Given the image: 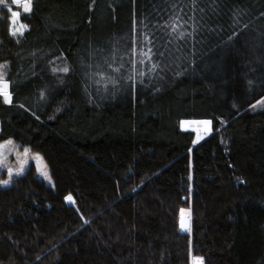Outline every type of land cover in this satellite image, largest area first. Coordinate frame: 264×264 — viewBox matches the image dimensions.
Returning a JSON list of instances; mask_svg holds the SVG:
<instances>
[{
  "label": "trees",
  "instance_id": "1",
  "mask_svg": "<svg viewBox=\"0 0 264 264\" xmlns=\"http://www.w3.org/2000/svg\"><path fill=\"white\" fill-rule=\"evenodd\" d=\"M33 5L20 36L0 8V141L40 153L55 186L32 167L0 187V264H264V0ZM145 36L163 58L139 63ZM193 119L212 122L199 142Z\"/></svg>",
  "mask_w": 264,
  "mask_h": 264
},
{
  "label": "snow or ice",
  "instance_id": "2",
  "mask_svg": "<svg viewBox=\"0 0 264 264\" xmlns=\"http://www.w3.org/2000/svg\"><path fill=\"white\" fill-rule=\"evenodd\" d=\"M12 5L14 6L15 9H20V10H14V8H9V12H10V16H9V22H10V34L12 36H16L18 33L20 35H23L24 31L28 30V26L21 23L20 19L22 16V13L27 15V14H31L33 11V0H11ZM0 4H5V6L7 7L6 4V0H0ZM140 23L143 24V26L146 28L147 24H144L143 21H141ZM17 24H19V27H17ZM194 30H195V26H194ZM135 31V29H134ZM173 31H175V28L173 29ZM191 36L192 33H185V32H180L179 34V39H184L185 36ZM145 41L147 42V44L151 45L150 47L147 48V50L145 51L143 48L140 49L139 51V56L141 57V59L139 60V63L143 64L145 62V60L148 61H152L154 57H160L163 58L166 55V52H161L159 51V48L156 47L155 42L153 40H148L147 36H145ZM139 41L137 39H133V44H137ZM156 48V50L154 51L153 49ZM131 53L132 56L135 57L137 54V50L135 47H133L131 49ZM135 59H133L132 63L135 64ZM4 66L0 65V69H2ZM108 67H112L111 64L108 65ZM123 67V65H121L120 67H116L113 69L114 72L119 73L121 71V68ZM160 65L157 63H153L152 64V68L151 71H155L157 68H159ZM56 69H53V72H55ZM60 71H62L65 74H68L71 69L69 66L65 65L62 69H60ZM97 75H103V73H96ZM179 75V73H177ZM146 73L144 72H139V76L143 77L145 76ZM108 79L110 80V82H112L113 84H115L117 81L115 79H112L111 77H108ZM128 79H133L132 76H129ZM98 82V81H97ZM143 84V80L141 79L140 81ZM252 81H249V84H252ZM12 88V84L5 78L4 74L2 72H0V97H3L4 101L8 104L12 103V92L10 91V89ZM41 98H44L45 93L43 91H41L40 93ZM21 107H23V105H21ZM57 111H59V109H57ZM200 123H204V124H210L211 121H202ZM28 150L25 149V154H27ZM37 158H39L38 154H37ZM9 179L8 180H4V181H0V184L3 185H8L12 179V170L9 169ZM24 171L23 167L20 168V170L16 173L17 175L21 174ZM68 201H72L73 197L72 196H68L67 197ZM180 227L182 229H186L190 231L189 226L184 222L183 219V210L181 213V221H180ZM191 264H205L204 258L203 257H192L191 260Z\"/></svg>",
  "mask_w": 264,
  "mask_h": 264
},
{
  "label": "rangeland",
  "instance_id": "3",
  "mask_svg": "<svg viewBox=\"0 0 264 264\" xmlns=\"http://www.w3.org/2000/svg\"><path fill=\"white\" fill-rule=\"evenodd\" d=\"M6 4H7L8 9L10 7L14 8L11 0H6ZM3 6H5V4H0V8ZM14 10H20V9L14 8ZM20 22L25 24L24 22H22L21 19H20ZM17 27H19V24H17ZM16 36H20V34L18 33ZM0 65L4 66L2 69H0V72H2L6 78V67H5L6 65L5 64H0ZM262 110H264V97H262L260 100H258L256 103H254L249 108L250 113H256ZM199 121L202 122V121H209V120H199ZM186 126H187L186 120L181 121L180 123L181 129L189 130ZM202 126H203L202 128L204 129L202 137L198 136L195 130H191V131H194L195 133L196 142L201 141V139L203 140V138L207 137V135H209L212 132V122L210 124L202 123ZM25 149L28 150L27 154H25ZM37 154L39 158H37ZM21 167H23L24 171L21 174L17 175L16 173L20 170ZM32 167L36 169L40 177L44 179L49 186L54 188L55 186L54 179L52 177V174L50 172V169L48 167L46 160L40 153L32 150L30 147H24L20 145L18 142H16L13 139L0 141V181L8 180L9 179L8 170L9 169L12 170V179L10 183L8 185L0 184L1 188H7L11 186L13 184L15 177L24 175ZM68 203L72 204L73 201L71 202L68 201ZM183 214H188L190 216V210L188 209L183 210Z\"/></svg>",
  "mask_w": 264,
  "mask_h": 264
},
{
  "label": "bare ground",
  "instance_id": "4",
  "mask_svg": "<svg viewBox=\"0 0 264 264\" xmlns=\"http://www.w3.org/2000/svg\"><path fill=\"white\" fill-rule=\"evenodd\" d=\"M186 122H187V126L186 127L189 130H195V132H197L198 136H200V137L203 136V130L204 129L202 128L203 127L202 123H200L201 121H199V120H186Z\"/></svg>",
  "mask_w": 264,
  "mask_h": 264
},
{
  "label": "water",
  "instance_id": "5",
  "mask_svg": "<svg viewBox=\"0 0 264 264\" xmlns=\"http://www.w3.org/2000/svg\"><path fill=\"white\" fill-rule=\"evenodd\" d=\"M196 120V119H195ZM183 130V129H182ZM184 131H189V132H194V131H191V130H184ZM208 136V135H207ZM204 139V138H203ZM202 140V139H201ZM183 219H184V222L189 226L190 228V231L189 230H186V229H182L180 227V230H181V234L182 235H189L190 232H191V217L188 215V214H183ZM180 221H181V216H180ZM180 221H179V225H180Z\"/></svg>",
  "mask_w": 264,
  "mask_h": 264
}]
</instances>
